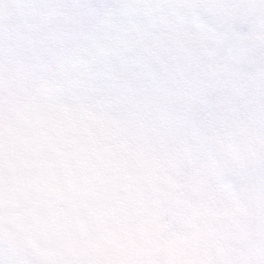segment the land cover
Masks as SVG:
<instances>
[{"label":"clouds","instance_id":"1","mask_svg":"<svg viewBox=\"0 0 264 264\" xmlns=\"http://www.w3.org/2000/svg\"><path fill=\"white\" fill-rule=\"evenodd\" d=\"M0 264H264V0H0Z\"/></svg>","mask_w":264,"mask_h":264}]
</instances>
